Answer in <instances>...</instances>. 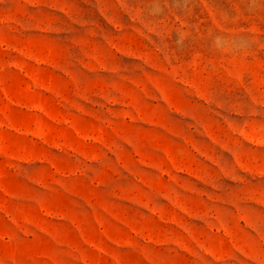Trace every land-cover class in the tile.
<instances>
[{"label":"rangeland","instance_id":"obj_1","mask_svg":"<svg viewBox=\"0 0 264 264\" xmlns=\"http://www.w3.org/2000/svg\"><path fill=\"white\" fill-rule=\"evenodd\" d=\"M0 264H264V0H0Z\"/></svg>","mask_w":264,"mask_h":264}]
</instances>
